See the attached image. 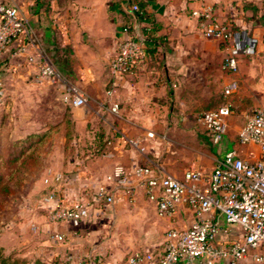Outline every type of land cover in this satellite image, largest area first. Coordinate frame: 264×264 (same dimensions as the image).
I'll return each mask as SVG.
<instances>
[{"label": "crops", "instance_id": "crops-1", "mask_svg": "<svg viewBox=\"0 0 264 264\" xmlns=\"http://www.w3.org/2000/svg\"><path fill=\"white\" fill-rule=\"evenodd\" d=\"M136 1H142L149 17L160 25L158 43L144 40L142 28L149 22L139 20L131 10L130 3ZM206 2L213 4L219 20L234 24L241 34L257 38L254 52L238 56L236 72L224 67L223 42L205 36L193 14ZM26 3L28 7L20 6L21 11L28 17L38 41L28 45L23 54L14 53L17 42L4 49L1 62L6 87L11 93L18 90L25 103L34 98L32 94L42 102L60 99L69 106L73 125L61 123L49 133L55 140L45 166L33 174L30 167L19 175L14 173L9 186L17 180L25 189L20 192L15 212L3 232L10 234L17 230L23 241L29 244L33 240L37 251L43 248L42 238L61 243L60 252L70 264H86L89 255L94 256V264H123L125 260H117L115 253L103 254L101 235L93 232L102 231L111 219L117 223L129 216L136 232L147 233L145 243L135 251L160 252L166 230L187 228L197 218L188 203L180 202L173 213L159 214L144 184L132 178L127 184H109L114 201L95 205L79 224L53 223L47 221L42 207L47 189L44 179L55 172L68 174L71 177L65 184L68 196L90 198L94 186L105 181L106 174L118 164L127 168L159 164L165 172L183 177L190 167L211 170L230 147H236L242 157H256L258 147L240 143L238 130L256 105H264V0H73L67 5L58 0H27ZM125 25L129 29L124 30ZM127 35L144 40V55L124 76L114 80L109 61L119 41ZM39 46L49 53L57 52L54 64L61 70L63 81L38 80ZM27 55L32 56L31 61ZM233 77L239 86L233 94L225 96L223 89ZM68 85L83 90L86 96L83 105L74 106L61 99ZM226 99L233 103L234 112L227 117L226 134L213 142L199 116ZM24 118L31 121L29 115ZM48 129L26 125V129L9 136V140L25 137L33 130ZM148 131L153 136L147 135ZM203 132L208 146L205 149ZM70 136V143H76L75 149L84 154L82 159L71 156L74 150H63ZM100 136L107 139L103 152L90 155ZM5 138L0 137V142ZM82 138H88V144H80ZM126 139L140 140L144 149L139 150ZM203 216L216 215L205 212ZM218 218L225 226L223 216ZM94 226L98 229L94 230ZM28 232L34 238H29ZM54 232L63 234V239H54ZM238 233L240 229L234 225L228 236ZM225 236L223 232L219 234L220 238ZM51 251L54 255L59 253ZM249 260L237 264H249ZM219 264H230L229 258H222Z\"/></svg>", "mask_w": 264, "mask_h": 264}, {"label": "built area", "instance_id": "built-area-1", "mask_svg": "<svg viewBox=\"0 0 264 264\" xmlns=\"http://www.w3.org/2000/svg\"><path fill=\"white\" fill-rule=\"evenodd\" d=\"M193 14L198 17L205 36L223 42L226 50L224 67L236 72L238 56L254 52L257 38L241 34L233 30L229 22L219 20L210 2L193 10ZM124 30H127L125 26ZM37 41L34 28L20 7L0 1V103L8 95L3 78L2 52L17 42L14 53L23 54L28 45ZM38 55V80L49 83L63 81L61 70L41 46L38 47ZM143 55L144 40L127 35L119 41L109 61L112 78L120 79ZM27 60L31 61L32 56L27 55ZM237 87V79L233 77L225 85L223 94L229 96ZM61 99L74 106L86 102L83 90L72 85L67 86V93ZM233 112V103L226 99L199 116L213 142L223 138L227 117ZM147 135L153 136V132L148 131ZM126 141L139 150L144 149L138 139ZM238 141L256 145L257 156L242 157L236 147H230L216 160L211 170L190 167L183 177L165 172L159 164H136L131 168L118 164L106 174L105 181L94 186L90 198L68 196L65 184L71 177L55 172L44 179L47 189L42 207L46 210V219L53 223L68 221L77 225L90 215L95 205L114 201L109 184H127L136 178L144 184L148 197L156 202L159 214L173 213L177 204L186 202L194 208L197 218L187 228L166 230L160 252L137 250L129 254L123 264H219L222 258H229L230 264L245 259L264 264V105L254 107L246 116L238 130ZM205 212H213L216 216L204 217ZM220 215L225 226L219 221ZM234 225L239 227L240 233L228 236ZM222 232L227 236L220 238ZM52 235L54 239H63L61 233ZM93 258L89 255L86 262H92Z\"/></svg>", "mask_w": 264, "mask_h": 264}, {"label": "rangeland", "instance_id": "rangeland-1", "mask_svg": "<svg viewBox=\"0 0 264 264\" xmlns=\"http://www.w3.org/2000/svg\"><path fill=\"white\" fill-rule=\"evenodd\" d=\"M4 1L11 4H16L19 7H28L26 3L27 0ZM58 2L67 5L68 3H72L73 0H58ZM55 54H57V52L55 51L54 54L48 53L50 59L56 64ZM7 91L9 94L8 96L10 97L7 98L3 104H0V137H7L3 139V142H0V170L4 174H9L10 168L8 166L11 165V162L16 161V158H12V161H6L5 156L10 155L12 150H15V147L18 148L16 145H19L20 151H23V147L25 145H23V141L28 143L30 140H32L30 153H21L19 157L16 156L18 166L13 164V167L17 168L16 171L18 172H15V174L17 175L22 173L23 169L29 167L32 170L31 173L33 174L35 171H38V168H41L45 166L46 163H48L47 161L54 145L55 138H52L51 135L48 134L46 137L44 136L40 142H34L35 137L33 135L43 132H36L34 130L27 134V138H25L24 135L20 136L18 138V141H10L9 136L16 134V132L21 133V130L23 131L24 129H26V125H30L32 129H40L48 126L49 129L47 131H49V133L56 127V129H58V126L61 123L67 124L69 126L73 125L71 123V119L69 118V116L71 115V111L69 106L64 104L58 98L54 100L50 99V101L48 102H42L35 98V95L32 94L34 98H32L30 103H25L26 100L21 99V93H19L18 90H13V93H11L8 89ZM48 97L49 96H46L45 99L47 100ZM35 100L37 102H35ZM24 115H29L31 117V121H24ZM201 135L204 143L206 144L204 149L208 148L204 138L205 133L203 132L201 133ZM71 139V136L66 138L63 150L65 152L68 151V148L69 151L70 149L72 151L74 150V152H71V156L77 159H82V157H84V154H82L81 151L79 152L77 149H75L76 143L73 142L71 144ZM79 143H82L83 146L88 144V138H86V140L82 138ZM8 187L9 188L7 190L0 191V247L2 252L4 254H9L8 252L13 251V253L10 254L12 257H24L25 260L30 264L35 259H39L45 264H70L68 258H65L64 253L62 252L63 254H61L60 252L62 251L63 247V244L61 243L44 241L46 239L42 238V243L40 244L43 245V248L37 251L35 248H33V240H31L29 244L26 241H23L24 238L22 239V234L17 230L16 232H11L10 234L3 232L5 224L9 222V217L13 212H15L14 206L17 205V200L19 198L18 196L20 195V192L25 189H23L22 186L17 183V180L14 182V184ZM127 215L130 214L128 213ZM130 222L131 220L129 216L124 220H118L117 223L114 222L113 219H111V221H108L106 225L103 226L105 228H103L102 231H97L95 233L93 232V235H101V239L104 242L103 254L108 255L111 251L112 253L116 254L117 260L124 261L133 250L135 251L136 249L141 248L140 245L145 241L147 233L136 232V227L131 226ZM97 229L98 228L94 226V230ZM28 233V236H30L29 238H34L32 233ZM152 235L157 236V234ZM9 247L12 248L6 249ZM51 250H56L55 252L58 251L59 253H55L54 255ZM92 260H94V258ZM249 264H256V262L250 259Z\"/></svg>", "mask_w": 264, "mask_h": 264}, {"label": "trees", "instance_id": "trees-1", "mask_svg": "<svg viewBox=\"0 0 264 264\" xmlns=\"http://www.w3.org/2000/svg\"><path fill=\"white\" fill-rule=\"evenodd\" d=\"M36 1H40V0H36ZM131 10L135 13L136 17L139 20H144V21H148V25L144 26L142 28V35L144 40H148V41H153L158 43V41H160V35L157 34L158 29L160 28V25L152 18L149 17V15L147 14V11L144 8V3L142 1H136V2H131ZM134 5H136V7H133ZM125 27L127 29H129V26L125 25ZM231 28L233 30H239V28L237 26H235L234 24H231ZM45 52L48 54V50L44 49ZM49 56V55H48ZM50 57V56H49ZM49 134V131H43L40 132L39 134L33 135L35 138L34 142H40L43 137L47 136ZM32 136V135H31ZM25 138H27V136H25ZM18 141V139L16 140ZM31 141L30 140L28 143H26L25 141H23V151L19 149V145H16L18 148L15 147V150H12L11 152V156H5V160L6 161H12V158H16V161L11 162V165L8 166L10 169L9 174H4L3 172H1L0 170V191L2 190H7L9 187V182L11 181L13 175L16 171L17 168L13 167L14 165L18 166V161H17V157H19V155L22 153H30L31 151ZM107 139L101 136L98 138V141L96 142L94 149L90 152V155H95V154H100L103 152L104 149V145L106 143ZM20 142V141H19ZM18 154V155H16ZM17 156V157H16ZM10 157V158H9ZM9 254H4L1 250L0 247V264H30L28 263L24 257H19V256H14L12 257L10 254L13 253V251L8 252ZM94 260H92V262H90L89 264H94ZM31 264H45L44 262L40 261L39 259H35L33 260V262Z\"/></svg>", "mask_w": 264, "mask_h": 264}]
</instances>
